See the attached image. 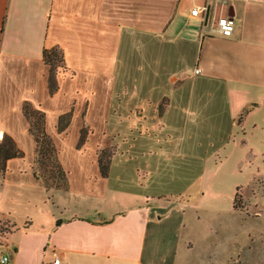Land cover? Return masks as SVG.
I'll use <instances>...</instances> for the list:
<instances>
[{
    "label": "crops",
    "instance_id": "1",
    "mask_svg": "<svg viewBox=\"0 0 264 264\" xmlns=\"http://www.w3.org/2000/svg\"><path fill=\"white\" fill-rule=\"evenodd\" d=\"M224 15L235 22L231 37L201 40L200 31ZM54 48L65 70L50 96L41 57ZM117 85L160 118L171 106L183 115L193 99L204 97L236 99L250 91L258 94L247 105L263 103L264 0H0V139L10 137L23 153L7 161L0 181V256L8 264H151L144 248L149 225L159 222L151 217L149 197L110 187L116 150L106 177L99 170V154L113 150L102 131ZM24 103L44 113L66 173V189L51 192L48 206L34 215L27 207L16 211L18 189L43 188L32 171L35 146ZM67 114L69 124L59 133L58 120ZM94 126L102 131L92 132ZM83 127L85 141L77 147ZM1 226L14 228L5 233ZM173 254L177 264L180 251Z\"/></svg>",
    "mask_w": 264,
    "mask_h": 264
},
{
    "label": "rangeland",
    "instance_id": "2",
    "mask_svg": "<svg viewBox=\"0 0 264 264\" xmlns=\"http://www.w3.org/2000/svg\"><path fill=\"white\" fill-rule=\"evenodd\" d=\"M120 86L104 131L92 132H108L116 150L110 187L149 197L159 223L148 227L147 262L176 264L173 253L180 251L177 264H264V102L247 105L258 92L193 99L183 115L171 106L160 118ZM137 107L145 108L141 117L129 114ZM18 195L19 215L24 207L32 213L48 206L41 187L20 188Z\"/></svg>",
    "mask_w": 264,
    "mask_h": 264
},
{
    "label": "trees",
    "instance_id": "3",
    "mask_svg": "<svg viewBox=\"0 0 264 264\" xmlns=\"http://www.w3.org/2000/svg\"><path fill=\"white\" fill-rule=\"evenodd\" d=\"M41 60L48 68L47 91L50 96H53L58 91L57 74L60 70H65L62 52L57 48L43 50ZM22 114L28 123L27 133L33 139L35 146L32 167L34 176L39 180L47 195L55 190H65L66 173L59 163L57 150L46 132L44 113L34 109L30 103H24L22 105ZM69 119V114L59 118L56 127L57 132L62 133L65 131L69 124ZM80 132L77 147L83 145L85 141V128L83 127ZM111 155V152L99 154V170L103 177H106ZM22 157L23 153L17 148L14 141L10 137L3 135L0 139V181L6 172L7 161ZM237 203L238 197L236 193L233 199L234 209L238 208ZM4 227L1 226V232L5 233L14 228V226L5 227L6 229Z\"/></svg>",
    "mask_w": 264,
    "mask_h": 264
},
{
    "label": "built area",
    "instance_id": "4",
    "mask_svg": "<svg viewBox=\"0 0 264 264\" xmlns=\"http://www.w3.org/2000/svg\"><path fill=\"white\" fill-rule=\"evenodd\" d=\"M209 2H214L216 4H221V5H227L228 0H207ZM202 11H207V7L204 8H194L190 12V17L191 18H198L201 14ZM235 27V22L234 20L227 16H219L215 19V23L213 27H211L209 30L202 29L200 31V38L203 40L207 35H216L221 38H230L233 30ZM196 73H199V70L196 71ZM9 259L6 256H0V264H8ZM53 264H59V260H54Z\"/></svg>",
    "mask_w": 264,
    "mask_h": 264
}]
</instances>
